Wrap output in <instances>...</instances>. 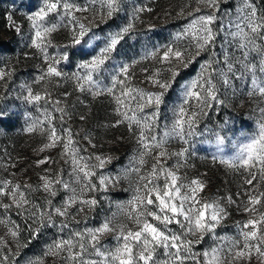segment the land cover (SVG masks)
Returning <instances> with one entry per match:
<instances>
[{
	"label": "snow or ice",
	"instance_id": "obj_1",
	"mask_svg": "<svg viewBox=\"0 0 264 264\" xmlns=\"http://www.w3.org/2000/svg\"><path fill=\"white\" fill-rule=\"evenodd\" d=\"M227 2L196 0L197 5H206L212 11L199 14L201 8L196 7L188 14L192 17L189 23L169 43L157 45L139 60L131 62L118 59L121 55L118 49L126 40L137 39L136 21L141 13L151 12V8L133 7L127 23L118 24L115 30L102 35L98 34L99 25L93 26L96 16H99L100 23L107 25L125 11L123 0H84L82 4L74 0H41L38 10L26 14L34 33L27 46L43 53L46 65L37 80H70L74 81V90L81 94L87 93L93 98L112 97L113 113L117 119L111 127L126 124L138 146L128 166L115 175L97 176V170L112 163L113 157L82 155V151L87 150L82 149L75 139L78 134L63 126L65 118H70L67 106H62L59 99L52 100L47 90L34 92L32 87L24 85V92L18 98L33 105L44 101L51 107V112L46 109L43 120L26 113L27 126L23 131L34 133L39 129L46 137L47 142L40 148L41 152L61 146V156L71 166L70 175L78 185V188L73 187L72 183L64 180L63 170L55 177L41 176V183L36 188L27 184L22 187L7 179L0 181V197L10 201L0 203V208L7 211L15 207L17 214L25 217L30 236L28 243L48 227L58 228L60 232L69 228L66 219L71 216L73 208L77 213L94 211L99 201L89 193H106L121 180H129L130 185H134L133 195L128 201L116 205V213L105 218L99 227L72 231L67 239L54 240L46 246L44 255L62 257L64 264H253V259L256 264H264V211H260L264 207V191L259 190V185L264 184V107L258 109L256 131L238 143L234 141L235 151L230 156L223 154L225 143L230 138L221 134L228 120L218 126L219 131L207 127L204 132L197 130L202 118L212 110L218 112L226 104L228 91L236 95V81L242 82V88L247 87L249 97L257 96L264 104V12L258 7V0H241L234 14L231 9H221V5ZM90 11L94 13L91 20L79 15ZM50 16L56 18L55 22L49 21ZM8 20L10 27L22 35L21 27L15 24L11 15ZM217 24L218 28L215 27ZM61 28L70 32V42L57 46L58 53L49 55L52 34ZM220 36L222 40L217 45ZM181 40L188 41L187 47L178 45ZM68 48L87 56L75 65L76 70L70 74L61 68V64L70 63L75 55ZM202 55L207 59L200 60ZM150 58L158 59L161 66L142 68L141 72L145 75V82L158 89L156 91L136 87L132 83L135 74L131 69ZM197 62L196 75L180 85V103L172 109L171 124L161 126V106L165 103L166 94L181 72ZM165 72L167 78L163 76ZM11 75L12 70L0 68V81ZM64 95L67 97L70 93ZM4 99L0 96V101ZM53 113H60L59 130L53 123ZM13 115L15 113L8 108L0 107V123L10 122ZM85 119V116H80L81 121ZM205 134L214 137V140L207 141L216 146L213 161L244 174V191L236 195L246 197L243 211L250 216L237 223L238 238L215 237L218 244L197 253L194 245L201 243L206 235L214 236L216 228L227 216L221 199L202 196L207 186L204 180L199 177L187 179L178 172L180 167L187 166L189 156L195 155V138ZM84 139L95 147L90 133L85 134ZM172 140L180 141L184 147L169 152L167 145ZM171 157L176 158L177 164L169 168L167 161ZM149 159L152 161L150 167ZM50 162V157H44L35 163L39 166ZM93 178L97 183L92 182ZM61 188L70 195L57 206L53 199ZM33 191L46 194L43 204L29 199ZM222 199H226L228 204H236L231 195ZM117 215L124 216L128 223L115 224ZM57 218L65 220L57 225ZM7 223L11 225L8 234L14 240L18 239L20 226L11 220ZM106 234L114 235L115 247L107 248L101 244V238ZM0 244H6L3 237H0ZM160 249L164 250L166 257L163 261L156 259ZM0 264H9V255L3 253L2 247ZM12 264H15V255ZM28 264L43 262L37 258Z\"/></svg>",
	"mask_w": 264,
	"mask_h": 264
},
{
	"label": "rangeland",
	"instance_id": "obj_2",
	"mask_svg": "<svg viewBox=\"0 0 264 264\" xmlns=\"http://www.w3.org/2000/svg\"><path fill=\"white\" fill-rule=\"evenodd\" d=\"M76 3H83L84 0H74ZM125 11L120 13L114 20H111L107 25L99 22V16H96V24L99 25L100 32L104 34L115 30L118 24L127 23V18L131 14L133 7L145 6L151 8V12L141 13L140 19L136 21L137 39H128L118 50L121 55L118 59L124 62L139 60L146 51L154 49L157 45L169 43L174 35L179 32L186 24L189 23L190 17L188 14L193 12L196 7L201 8V13L208 14L212 9L206 5H197L196 0H123ZM241 0H228L226 4L221 5V9H231L234 14L237 5ZM41 6V0H0V68L12 70V75L0 81V96L5 97L0 101V107H6L15 113L8 123H0V181L12 180L13 183L23 185H31L36 188L40 185V177L48 175L55 177L63 170V179L72 183L73 187H77L73 177L70 175L71 166L65 163V159L61 156L62 147L57 146L52 149L40 151V148L46 143V137L41 134L38 129L34 133H27L23 129L26 124V113H29L32 118L43 120V113L47 109L51 112L49 104L41 101L39 104H26L21 98L24 92V85L33 88L34 92L43 93L45 90L51 93V99L61 101L62 106H67L70 113V118H65L64 127H70L75 139L79 141L82 149V155H103L113 157L112 163L106 164L103 169L97 170V176L100 174H117L121 169L129 164L130 157L136 152L137 144L134 136L128 132L126 124L117 127H111L117 117L113 113L114 101L112 97L103 95L93 98L90 94H81L74 90V81L64 79H52L46 81H38L37 77L41 74V70L46 67L43 60V53L33 47H28L31 43L29 37L34 35L31 22L26 18V14H30L38 10ZM258 7L264 12V0H258ZM196 14V13H194ZM12 16V20L16 25H19L22 30V35L15 32L10 27L8 16ZM89 20L92 19L94 13L92 11L84 14ZM55 17L50 16L49 21L55 22ZM215 27H219L217 24ZM152 29L149 31V29ZM70 32L67 29L61 28L52 34V45L48 48L49 55L58 53L57 46H63L70 42ZM222 36L217 38V45L221 43ZM180 47H187L188 41L181 40L178 42ZM69 52H75L71 57V62L61 64V68L66 73H71L76 70L75 65L83 59H87L81 52L75 49L68 48ZM200 60L207 59L206 55H202ZM158 59L143 60L141 63L134 66L131 71L135 74L132 83L136 87L144 88L149 91H156L150 84L145 82V75L141 72L142 68L153 69L160 67ZM199 68V62L191 65L188 69L181 72L177 78V82L165 96V103L161 106L160 124H171L173 119L172 109L180 103L179 88L185 81L190 80L196 75ZM107 76V73L105 74ZM167 73L163 76L167 78ZM105 83L108 80L105 79ZM242 82L236 81V95L233 96L231 91H228L225 96L226 104L217 112L212 110L207 117L202 118L198 125V131L204 132L205 127L219 131V125L224 124L225 120L229 123L225 129L221 131L222 135L229 137L224 146V155L230 156L234 153L233 142H240L244 136L253 134L256 131V121L259 118V107H264L260 103V98L257 96L249 97L247 95V87H241ZM65 93H70L65 97ZM222 99L225 97L222 96ZM148 111V110H146ZM55 120L53 123L59 130L61 127L60 113H53ZM85 116L86 119L81 121L80 116ZM91 134L92 143L95 147H91L84 139L85 134ZM214 140L210 134H205L195 138V155H190L187 161V166L180 167L179 175L187 179L199 177L206 182V188L202 193L204 198L221 199L223 206L226 208L227 216L216 228L215 234L206 235L203 241L194 245V251L197 253L203 252L219 243L215 237H232L238 238L237 223L245 221L250 214L245 213L246 197L241 195L237 197L238 192H243V173H236L218 161L214 162L212 157L216 154V146L214 143L207 141ZM169 152L178 151L184 145L178 140H172L168 145ZM50 157V163H45L37 166L36 161ZM152 161L149 159L148 166ZM177 164L175 157H171L167 161L169 168ZM47 170V172H46ZM134 179V177L132 178ZM93 183H97L96 178H93ZM134 185H130L129 180H121L115 188H109L106 193L96 192L89 193V196L94 195L99 201L98 206L94 211H85L77 213L75 208L71 210V216L66 219L69 228L60 232L55 228V239L65 238L72 231L83 230L85 228L99 227L105 218L111 217L116 213V205L120 202H126L133 195ZM259 190L264 191V184L259 185ZM70 195L64 189H59L57 196L53 199V203L57 206ZM231 195L236 204H228L227 196ZM46 194L42 191H33L29 194V199L34 203L43 204ZM107 197V199H105ZM6 197H0V203H9ZM264 211V207L260 208ZM17 215L15 207L5 211L0 208V237L6 244H0L3 250L10 248L15 240L8 234V228L11 227L7 223L8 220H13V215ZM23 216V215H19ZM24 217V216H23ZM87 217V219H85ZM65 218H57L56 223L59 225ZM115 224L128 223L127 219L122 215H117ZM129 226H131L129 224ZM52 240V242L54 241ZM101 244L107 248L116 246V241L113 234H106L101 238ZM157 260L163 261L166 259L164 250L160 249L157 253ZM253 264H256L253 259Z\"/></svg>",
	"mask_w": 264,
	"mask_h": 264
},
{
	"label": "trees",
	"instance_id": "obj_3",
	"mask_svg": "<svg viewBox=\"0 0 264 264\" xmlns=\"http://www.w3.org/2000/svg\"><path fill=\"white\" fill-rule=\"evenodd\" d=\"M13 220L16 224L20 226V233L18 239H15L14 244L10 247L11 253L3 250L4 254L9 255V264H12L13 255H15V264H28V261L39 258L42 260L43 264H64L62 257H53L45 256L44 251L48 244L52 243V240L55 239L57 233L56 229L53 227H48L42 231L37 239L32 240L31 243H28L30 236L28 229L25 225V217L13 215ZM30 223V221H29ZM24 244H27V247H23ZM19 245V246H18ZM6 249H9L6 247ZM18 253V254H17Z\"/></svg>",
	"mask_w": 264,
	"mask_h": 264
}]
</instances>
